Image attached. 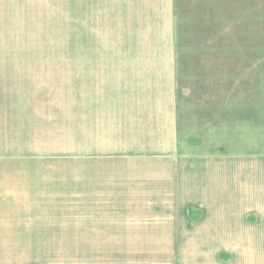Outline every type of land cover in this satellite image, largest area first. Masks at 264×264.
<instances>
[{"label":"crops","instance_id":"1","mask_svg":"<svg viewBox=\"0 0 264 264\" xmlns=\"http://www.w3.org/2000/svg\"><path fill=\"white\" fill-rule=\"evenodd\" d=\"M262 1H240L247 13L257 8L258 15L241 24L260 25ZM76 3L80 13L76 19L71 14L69 35L70 25H79L81 50L73 56L77 66L68 69L69 115L81 131L84 170L95 173L92 185L113 184V200L128 203L125 217L161 227L165 250L176 251L178 264H264V115L241 114L243 125L235 126L227 106L234 97L232 74L239 71L231 57L229 64L208 67L201 58L212 54L201 53L186 65L178 50L187 38L196 44L213 40L217 47V26L234 17L233 0ZM183 69L198 75L208 103L226 100L220 114L189 117L196 130L190 136L182 135L179 115ZM218 73L230 80L219 83ZM242 84L247 95L264 97V85ZM218 116L224 126L216 124ZM206 250L213 251L207 263L201 256Z\"/></svg>","mask_w":264,"mask_h":264},{"label":"rangeland","instance_id":"2","mask_svg":"<svg viewBox=\"0 0 264 264\" xmlns=\"http://www.w3.org/2000/svg\"><path fill=\"white\" fill-rule=\"evenodd\" d=\"M76 1L0 0V264H178L176 251L165 250L162 228L149 229L151 219L125 217L128 203L113 200L115 186L102 185L98 192L92 185L95 173L84 170L81 131L76 122L72 127L67 92L68 69L77 66L73 56L81 50L79 25H70L69 35L68 20L80 13ZM240 1L233 0L234 17L217 26V47L213 40L196 44L187 38L178 49L186 65L202 54H212L201 58L208 67L232 58L239 72L232 74L234 97L227 108L233 109L235 126L243 125L241 114L264 115L262 94L251 97L239 85H264V44L256 45L258 36L264 43V15L259 26L251 25L255 30L243 32L241 23L258 15L257 8L247 13ZM245 35L249 40L244 42ZM253 52L256 57L246 56ZM178 76L182 135L190 136L196 130L189 117L209 110L220 114L225 109L220 102L226 100L208 103L209 91L201 84L199 89L198 75L189 69ZM218 80L223 84L230 75L218 73ZM216 119L225 125L220 116ZM153 229L160 232L146 231ZM212 252H202L206 263Z\"/></svg>","mask_w":264,"mask_h":264},{"label":"trees","instance_id":"3","mask_svg":"<svg viewBox=\"0 0 264 264\" xmlns=\"http://www.w3.org/2000/svg\"><path fill=\"white\" fill-rule=\"evenodd\" d=\"M255 18V20H257V17H254ZM262 19V18H261ZM262 21L260 20V23H261ZM243 27V32L245 31V32H247V31H249V30H252L251 29V24H249V25H246V24H244V26H242ZM258 38V42H257V44L256 45H259V46H261L262 44H264V43H262V37H257ZM244 39L245 40H247V37H244ZM245 40H244V42H245ZM248 40H249V37H248ZM247 40V41H248ZM246 45V44H245Z\"/></svg>","mask_w":264,"mask_h":264}]
</instances>
